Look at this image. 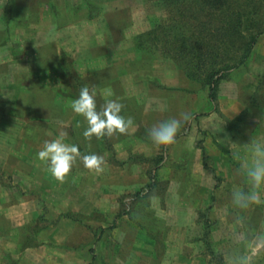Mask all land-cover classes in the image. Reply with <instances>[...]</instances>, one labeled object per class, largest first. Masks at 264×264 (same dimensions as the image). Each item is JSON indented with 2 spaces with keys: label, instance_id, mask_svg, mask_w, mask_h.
Segmentation results:
<instances>
[{
  "label": "crops",
  "instance_id": "crops-1",
  "mask_svg": "<svg viewBox=\"0 0 264 264\" xmlns=\"http://www.w3.org/2000/svg\"><path fill=\"white\" fill-rule=\"evenodd\" d=\"M95 1L98 3L0 0V264L80 263L74 256L69 261L65 250L81 244L78 233L85 243L90 241L97 228L90 223L88 231L78 218L97 211L117 217L121 198L149 181V166L133 157L154 152V144L146 136L164 118L156 116L161 112L154 96V84L161 78L155 73L146 77L147 66L153 61L135 43L150 27L144 21H129L124 3L130 0ZM150 70L155 71L154 67ZM179 82L187 89L180 93L184 99L198 88L187 77ZM85 85L95 96L97 111L108 100L123 105L121 115L134 121L126 134L100 140L84 138L87 122L70 105ZM223 87L219 84L218 91ZM233 95L229 110L199 119L202 133L215 143L198 144L201 133L192 125L167 147V166L173 160L175 169L185 171L168 177L166 198L171 202L173 195L191 202L209 198L210 189L215 187L210 173L215 170H224L223 178L234 184L233 190L250 187L238 170L249 156L251 141L264 143V117L255 116L258 107L249 103L248 97L242 98V88ZM175 104L178 102H173V112H177ZM260 107L264 111L263 100ZM179 111L180 118L192 108L184 103ZM242 123L250 125L243 141L238 139L242 134L234 133ZM61 133H67L65 143L79 146L81 156H102L105 171H90L77 158L65 182L54 179L37 154L45 141L57 139ZM261 201L259 204L264 203V190ZM70 212L75 216L68 225ZM253 229L256 235L264 232L261 227ZM57 233L77 236L67 243L62 240L59 246ZM54 250L61 254L56 257Z\"/></svg>",
  "mask_w": 264,
  "mask_h": 264
},
{
  "label": "rangeland",
  "instance_id": "rangeland-1",
  "mask_svg": "<svg viewBox=\"0 0 264 264\" xmlns=\"http://www.w3.org/2000/svg\"><path fill=\"white\" fill-rule=\"evenodd\" d=\"M94 1L93 3H98ZM163 5L161 0H130L124 3L125 10L129 11L127 14L129 21H144L147 28L153 21L165 17ZM155 53L156 55L147 54L151 57L153 65L147 66L149 70H146V77L155 73L156 77L161 78L160 83L154 84L155 94L157 93L154 96L159 99L158 111L161 112L156 116L163 115L164 122L172 119L175 113L177 116L182 104L187 103V106L192 108V111L187 112L193 117L192 120L183 125L177 137L185 135L193 125L194 129H198L201 133L198 144L215 143L212 138L207 139L206 133H204L206 138L204 137L199 127V119L214 113L221 114L224 109L229 110V102L233 100V94L240 88L243 89L242 98L248 97L249 103L258 107L254 113L255 116L264 117V111L260 109V104L262 100L264 101V36L257 39L246 63L227 73L221 80L224 87L222 91H218V87L214 102L209 100L206 89L195 81H193L195 87L198 88L188 92L193 96L188 95L187 99L182 98L180 93L187 92V89L179 86L180 78L186 77L183 70L174 61ZM150 67H154L155 71H151ZM173 80L177 87L173 86ZM174 91L179 94H175ZM174 101L178 102L177 105L175 104L177 112H173ZM243 115H248V111H245ZM176 118L179 119V116ZM242 124L234 128V133L242 134L237 137L243 141L249 133L250 125ZM233 125L234 121L229 123L231 129ZM146 137L150 141L149 137ZM167 147L154 145V152L149 156L133 157V160L145 161L147 167L149 166L146 170L148 183L136 192L121 198L117 217L112 216L111 213L97 211L90 216H83L82 219L78 218L82 220L81 223L88 231L90 223L97 229L91 234V240L86 243L83 235L78 233L79 238L82 239L81 244L72 247L73 249H66L65 257L69 261L73 259L69 258L71 256L78 258L80 263L76 262V264H226L230 256L248 254L251 256V264H264V247L253 246L252 249H247L245 244L237 241L233 235L238 232L251 239L257 236L253 228L261 227L260 231H262L264 203L258 204L259 206L254 204L244 211L236 208L232 203L234 184L224 180L223 169L219 172L215 170L214 174L210 173V177L215 178V187L210 189L209 198L200 197L199 200L191 202L184 196L182 200L174 199L173 195V202H171L166 198L168 177L171 173L172 178L173 174H176L175 176L180 173L185 174V171L173 167V150L172 165L167 166ZM152 183L154 185L148 188V185ZM173 189L175 190V187ZM248 189L245 188V191ZM153 196L156 200H153ZM102 206L106 208L105 204ZM69 214L71 219H68L67 223L71 225L69 220H73L75 214L71 212ZM237 216L244 218V225L235 224ZM113 218H115L114 221ZM49 220L51 223L48 224L51 226L53 221ZM76 236L77 234L57 233L56 241L60 246L62 240L67 243L71 239L74 240ZM44 240L48 243L46 238ZM55 252L56 257L61 254V251Z\"/></svg>",
  "mask_w": 264,
  "mask_h": 264
},
{
  "label": "trees",
  "instance_id": "trees-1",
  "mask_svg": "<svg viewBox=\"0 0 264 264\" xmlns=\"http://www.w3.org/2000/svg\"><path fill=\"white\" fill-rule=\"evenodd\" d=\"M161 1L165 17L136 37V47L174 61L214 102L221 80L246 63L264 36V0Z\"/></svg>",
  "mask_w": 264,
  "mask_h": 264
},
{
  "label": "clouds",
  "instance_id": "clouds-1",
  "mask_svg": "<svg viewBox=\"0 0 264 264\" xmlns=\"http://www.w3.org/2000/svg\"><path fill=\"white\" fill-rule=\"evenodd\" d=\"M72 111L83 116L87 122V128L83 136L87 140L95 137L97 140L112 137L114 134H126L133 126L131 118L121 115L123 105L115 100H108L102 110L97 111L95 96L88 86L80 89L79 96L70 105ZM190 113H182L180 118H172L152 127L148 132L149 139L154 145L167 147L173 144L184 124L192 120ZM67 133H61L57 139L45 141L42 149L38 152V159L48 165V171L54 179L63 183L69 176L77 158H80L86 169L97 174L105 171L106 161L102 156L86 154L81 156L79 146L65 143ZM237 159L240 157L237 155ZM241 175L247 177L250 187L245 191L234 190L232 193L233 205L241 211L247 210L254 204L261 203V194L264 190V143L253 142L249 144V156L241 162L238 170ZM242 216H237L235 224L244 225ZM234 238L245 244L247 249L264 247V234H259L251 239L241 233H234ZM259 242V243H258ZM226 264H251V256L238 254L228 257Z\"/></svg>",
  "mask_w": 264,
  "mask_h": 264
}]
</instances>
